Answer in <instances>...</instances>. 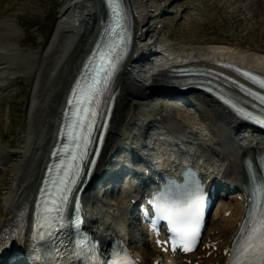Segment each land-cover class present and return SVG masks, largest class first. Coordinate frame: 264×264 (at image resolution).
<instances>
[{"label":"bare ground","instance_id":"6f19581e","mask_svg":"<svg viewBox=\"0 0 264 264\" xmlns=\"http://www.w3.org/2000/svg\"><path fill=\"white\" fill-rule=\"evenodd\" d=\"M128 1L135 17L134 50L116 77L115 86L119 89L117 103L104 151L91 180L108 172L107 167L111 162L110 153L114 147L122 143L121 122L127 116L129 103L135 98H145L146 93L157 86L172 91L173 89L168 87L167 89L165 86L171 87L182 83L183 77L175 74L171 69L172 66L203 64L221 67L216 63L217 60L230 59L240 63L244 61L241 54H237L240 51L243 55V49L236 50L231 44L196 46L193 43L192 46L186 44L177 47L178 45H171L172 42L159 39V34L152 27L155 9L149 8L147 3L149 0ZM105 16L106 9L102 0H69L65 5L63 17L58 20L47 55H44L47 62L44 66L42 64L43 68L39 72L40 77L33 91L36 100L31 102L29 107L32 128L27 143L16 149L0 146L1 163H5L13 154L16 156V161L12 164L11 183L5 191V208L0 211V231L9 232L15 230L19 222L27 221L31 224L33 221L34 203L50 158V151L56 142L69 89L85 55L98 36L101 21ZM263 56L259 57L258 61L264 60ZM253 58L248 59L247 56L248 60L246 59L244 64L258 69V64H255L257 60ZM220 82L226 86L230 83L225 78L220 79ZM207 97L213 103L207 102ZM192 98L202 103L201 108L206 112L205 115L193 116L187 109L176 106V112L181 119L179 132L169 129V124L166 123L168 120L161 118L160 124L147 126L145 123L135 127V130L129 133V143L124 141L123 144L129 146L132 154L142 153L150 156L152 153H158L167 161L166 165L171 166L174 164L173 161L183 158L197 161V148L207 144L211 149L203 153V158L216 170L215 176H221L222 179L224 177L223 181L227 183V187L232 182L243 187L244 161L248 155L256 161L257 155L264 150V137L257 136L255 139L250 137L248 144L243 146L235 135H239L240 129L245 128L244 119L236 116L225 105L216 102L207 94ZM203 103L206 105L204 106ZM224 161H226L225 167H223ZM133 186L130 183L127 188L130 195L127 206L131 209L134 206L131 197L137 196L136 192L133 193ZM84 197L87 218L96 234L102 238L107 237L111 230H125L128 234L127 206L120 208L119 205H114L113 201H101L93 196L89 188L84 193ZM226 197L230 198L226 199ZM236 197L235 193L232 196L222 195V203L219 208L216 207L217 210L215 209L210 219L212 224L209 231H214L212 235L218 238L217 244L222 237L225 244L238 231L237 222L244 214V201ZM230 207L233 211L227 216L226 210ZM118 208L123 210L119 212ZM138 239L139 237L136 240ZM149 246L154 248L152 252L156 251L154 243H149ZM207 250L208 248L194 252L192 264H196L199 260L197 253ZM221 256L222 253L218 256L212 254L209 258H205V262L215 264ZM181 261L183 264L187 263L182 258ZM25 263H28V259Z\"/></svg>","mask_w":264,"mask_h":264},{"label":"rangeland","instance_id":"374dc122","mask_svg":"<svg viewBox=\"0 0 264 264\" xmlns=\"http://www.w3.org/2000/svg\"><path fill=\"white\" fill-rule=\"evenodd\" d=\"M68 3L69 0H0V146L16 149L27 143L32 128L29 107L36 100L33 91L39 72L47 62L45 56L57 22L63 17ZM147 3L149 8L155 9L151 20L159 39L177 47L193 43L196 46L231 44L236 50L243 49L245 54L237 53L243 57V63L247 56L248 59L254 57L255 64L264 70V60L258 61L264 55V0H149ZM209 101L213 103L210 98ZM176 106L187 109L193 116L206 114L203 109L197 110L199 104L182 102L158 86L148 91L145 98H135L129 103L127 116L121 122L122 143L111 152V163L107 167L109 175H106L104 186L100 184L93 188L94 196L101 201H113L120 208L128 205L129 197L119 188V177H115L124 163L119 160L124 158V161L128 152L129 146L123 142L130 141L129 133L135 127L145 123L154 126L160 117L168 120L169 129L180 131L181 119ZM245 130L249 129L243 128ZM201 147L204 154L211 149L205 145ZM15 159L13 154L5 163L0 162V211L5 208V191L11 183ZM128 210V226L132 231L129 236L132 238L137 231V211L131 207ZM135 245L141 253L154 250L142 238Z\"/></svg>","mask_w":264,"mask_h":264},{"label":"snow or ice","instance_id":"6c2138e0","mask_svg":"<svg viewBox=\"0 0 264 264\" xmlns=\"http://www.w3.org/2000/svg\"><path fill=\"white\" fill-rule=\"evenodd\" d=\"M112 2L119 13L122 0H112ZM101 60L105 61V73L114 68V63L110 56L105 57L101 55ZM102 84V80L93 81L89 96L85 101L86 104L94 107L85 108L80 112L73 113L74 116L79 117L78 121H74V125L82 133L79 137L80 143L76 145V147L85 152L87 145L90 142L91 132L94 129V122L98 113V107L95 106H97L98 98L102 95ZM78 158L82 157L74 156L73 160ZM75 175H78V171L77 173H73L70 168L64 172V181L59 182L63 191H59V188L57 189V191H59V196L55 206L46 209V224L49 227L54 228L56 224L60 223L58 214L62 210L63 205L66 204L65 196L68 193L67 185L72 183V178H74ZM203 202L204 195L200 184H197L192 190L178 195H172L165 192L153 196V204L157 213L156 218H163L168 221L171 232L176 234V237L180 240L181 244L184 245L185 250H190L185 243L186 241H190L192 244L196 241L200 228ZM2 243L3 241H0V244ZM240 255L245 259H248L249 257L254 258L258 255L264 259V221L261 222L258 231L254 229L250 234L243 249L240 251ZM120 264H123V261H121Z\"/></svg>","mask_w":264,"mask_h":264}]
</instances>
